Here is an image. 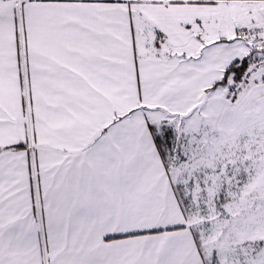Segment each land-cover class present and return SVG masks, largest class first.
I'll use <instances>...</instances> for the list:
<instances>
[{
    "label": "snow or ice",
    "instance_id": "1",
    "mask_svg": "<svg viewBox=\"0 0 264 264\" xmlns=\"http://www.w3.org/2000/svg\"><path fill=\"white\" fill-rule=\"evenodd\" d=\"M0 264H264V0H0Z\"/></svg>",
    "mask_w": 264,
    "mask_h": 264
}]
</instances>
